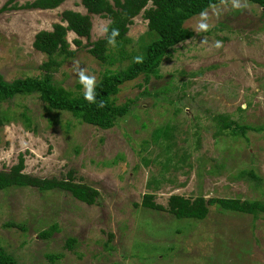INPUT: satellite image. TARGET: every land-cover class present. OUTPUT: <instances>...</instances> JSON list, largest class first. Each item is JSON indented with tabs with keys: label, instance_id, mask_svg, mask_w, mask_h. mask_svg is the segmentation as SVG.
Returning a JSON list of instances; mask_svg holds the SVG:
<instances>
[{
	"label": "rangeland",
	"instance_id": "374dc122",
	"mask_svg": "<svg viewBox=\"0 0 264 264\" xmlns=\"http://www.w3.org/2000/svg\"><path fill=\"white\" fill-rule=\"evenodd\" d=\"M32 1L0 0V75L6 81L41 75L46 56L34 48L35 34L51 30L66 9L87 12L81 0L52 9L13 7ZM239 3L213 4L185 20L193 35L163 58L158 76L145 81L139 75L119 86L115 103L130 100V110L111 128L51 110L37 93L1 104L9 117L0 125V169L8 170L21 154L29 175L61 179L71 172L99 192L87 204L62 189L1 190L0 243L18 264H44L47 253L61 254L56 264H264L261 214L214 203L204 219H176L142 205L146 193L164 206L171 194L264 199V7ZM142 12L129 25L127 51L144 40ZM109 21L91 14L89 37L67 32L74 55L52 73L55 82L84 91L77 69L96 82L106 68L129 63L110 65L88 51ZM201 23L208 29H200ZM217 115L253 128L245 135L218 133ZM166 126L172 128L170 149L153 135ZM247 171L258 179L239 173ZM52 224V235L41 237ZM68 238L75 239L71 249Z\"/></svg>",
	"mask_w": 264,
	"mask_h": 264
},
{
	"label": "trees",
	"instance_id": "16d2710c",
	"mask_svg": "<svg viewBox=\"0 0 264 264\" xmlns=\"http://www.w3.org/2000/svg\"><path fill=\"white\" fill-rule=\"evenodd\" d=\"M14 0H8L13 2ZM65 0H33L23 5L14 4L13 7L28 9H52L59 6ZM230 0H81L86 9L83 14L79 11L66 9L61 13V21L53 24L51 30H40L35 34L33 46L43 53L46 59L40 64L44 72L39 76H28L6 81L0 75V125L8 119L6 109H1L4 101H9L17 95H31L37 93L51 110H66L75 119L82 123L93 125L100 129L111 128L116 120L130 110V100L123 104H116V94L123 83L143 75L145 81L150 76H158L159 67L164 57L179 43L192 37L193 33L184 27V21L200 14L209 6ZM264 7V0H248ZM149 4V5H148ZM141 11L147 20V32L143 36L138 49L127 51L129 38L127 32L133 18ZM91 14H97L108 18L110 21L106 27L105 35L92 42L89 53L101 62L114 65L115 62L130 59L125 67L106 68L94 85L95 103H89L84 98V91L73 92L53 80L52 73L57 71L66 58L74 55L69 50L66 40L68 31L74 32L80 37H89ZM118 29L115 43H109L112 30ZM75 44L80 45L79 39H74ZM117 55V57H115ZM136 57H142V62H135ZM78 88L80 85L77 86ZM103 107H98L100 102ZM25 116L24 114H22ZM217 121L218 133H233L239 131L245 135L253 126L239 124L237 120H230L228 115L214 116ZM237 121V122H236ZM70 126V121L66 122ZM172 128H156L154 137H163L167 141V149L171 147ZM162 135V136H160ZM24 158L20 154L18 161L8 170L0 169V191L12 187H34L39 191L62 189L69 192L77 200L93 204L98 197V190L83 182L75 181L72 173L67 178H40L24 172ZM242 176L258 179L252 171L239 172ZM154 194H144L142 205L150 209L167 211L176 219L190 218L201 220L208 213V205L217 203L222 209L252 214L264 217V199H244L230 197L204 198L202 195L195 198L184 197L179 194H171L167 205L154 202ZM13 223H7L12 225ZM15 225V224H13ZM21 227V226H20ZM24 229V227H21ZM56 229V224L40 232L43 238L50 237ZM74 238H68L65 246L73 247ZM61 257L59 253H47V261L44 264H56ZM0 264H18L16 257L7 252L0 243Z\"/></svg>",
	"mask_w": 264,
	"mask_h": 264
},
{
	"label": "clouds",
	"instance_id": "9594fccd",
	"mask_svg": "<svg viewBox=\"0 0 264 264\" xmlns=\"http://www.w3.org/2000/svg\"><path fill=\"white\" fill-rule=\"evenodd\" d=\"M242 5L239 3V0H233V7H241ZM200 29L202 30H207L208 25L206 23H201L200 24ZM119 34L118 29H113L111 37L109 38V43L114 44L115 43V37ZM217 46H219V43H217ZM135 62L139 63L142 62V57H136L134 58ZM77 73L79 76V81L85 86L86 91L84 92V98L89 102V103H95V94H94V85H95V77L94 76H89L86 75L84 70L82 69H77ZM104 104L101 101L98 104V107H103Z\"/></svg>",
	"mask_w": 264,
	"mask_h": 264
}]
</instances>
